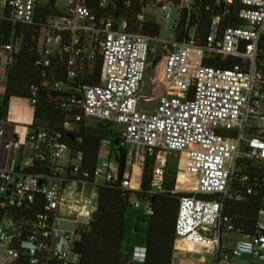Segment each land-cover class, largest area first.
Returning <instances> with one entry per match:
<instances>
[{
	"label": "built area",
	"instance_id": "obj_1",
	"mask_svg": "<svg viewBox=\"0 0 264 264\" xmlns=\"http://www.w3.org/2000/svg\"><path fill=\"white\" fill-rule=\"evenodd\" d=\"M119 1L65 0L60 15L35 23L40 0H0V39L5 27L11 28L8 43L0 45L5 73L23 39L16 29L38 25V64L52 73L53 61L64 62L62 79L54 88L62 91L75 85L66 101L80 110L57 133L34 127L32 117L19 132H10L11 139L1 145L5 152L19 155L7 158V166L0 167V264H89L75 252V245L80 240L78 230L97 210L98 188L118 184L123 197L142 193L145 158L152 155L146 193L191 194L177 202L171 264H264L262 210L253 236L240 238L232 247L222 245V237L233 231L223 215L225 201L242 202L252 194L250 187L230 193L237 162H264V75L256 67L264 37V0H238L236 17L241 25L221 28L220 17H214L202 43L187 25L179 28L180 41L172 37L161 43L159 57L151 62L156 100L152 112L139 111L138 99L157 39L143 36L136 26L147 19V8H158L169 19L172 9L178 17L192 0H180L177 7L169 0H155L143 12L119 16L117 21L91 9L97 5L115 10ZM231 3L214 0L216 7ZM124 5L131 7L129 0ZM228 58L240 62L227 69L207 65ZM36 92L31 87L32 98L25 99L32 108ZM103 121L121 126L127 154L122 177H118V165L108 146L100 147L90 174L80 172L81 154L71 159L65 146L66 134L80 133ZM8 122L6 118L0 124V138L8 133ZM66 152L75 163L60 168L57 162ZM169 156L177 158V168L191 178L189 188L178 178L172 188L167 186ZM39 163H46V173L34 172ZM247 180L246 176L239 178ZM141 202L129 199L135 210ZM152 212L146 205L144 214ZM146 255L145 246H133L130 264H143Z\"/></svg>",
	"mask_w": 264,
	"mask_h": 264
},
{
	"label": "trees",
	"instance_id": "obj_2",
	"mask_svg": "<svg viewBox=\"0 0 264 264\" xmlns=\"http://www.w3.org/2000/svg\"><path fill=\"white\" fill-rule=\"evenodd\" d=\"M57 0H48L38 3L35 11V23L45 20L48 16L60 15ZM128 1V0H127ZM126 0L116 4V9L110 7L103 10L97 5L91 6L97 15H106L109 19L117 21L119 16L126 17L143 12L155 0H129L131 7H126ZM173 6H179L180 0H169ZM239 8L238 0L229 5L214 6V0H192L188 9H181L172 25V37L180 41L179 28L187 25L193 30L195 38L202 43L210 22L214 17H220V27L239 26L236 12ZM176 24V25H175ZM136 29L150 40L158 39L160 26L151 19H146L136 26ZM11 32L10 26L5 27L4 38L1 43H8ZM16 34L22 33L23 39L18 54L13 63L7 68L5 90L0 100V124L8 114V104L12 98H32L31 87H36L33 105L34 127L48 130L51 133L60 131L62 123L78 114L80 110L71 106L66 100L69 94L76 89L75 85H68L62 91H57L54 84L62 79L64 62L53 61L49 69L38 64L40 56L39 26L16 29ZM240 60L228 58L216 59L207 63L210 66L230 68ZM98 61H95L94 70L98 71ZM256 67L264 75V37L258 46ZM264 92V88H263ZM66 104V108L61 105ZM64 143L71 159L74 154H81L79 163L80 172L92 173L97 164L99 149L106 145L110 154L118 165V177H122L126 162V149L122 142L120 131L114 128L112 122H97L91 124L85 131L76 134H66ZM154 155L146 156L143 166V192L122 196L118 184H109L98 188L97 210L88 223L78 230L80 240L75 245V252L82 261L89 264H130L132 247L138 242L147 250L146 260L143 264H171L172 244L174 239V222L177 202L180 197L191 194L150 196L146 193L148 180L154 164ZM33 172V170H31ZM34 172L46 173V163H39ZM172 173L167 171V175ZM246 176V182L239 178ZM168 177V176H167ZM166 177V178H167ZM181 177V176H180ZM179 182L184 183L182 176ZM174 178H167V186L172 188ZM246 187L252 188V194L245 196L242 202L231 199L225 201L223 215L233 225V233L240 238L251 237L255 234L256 222L259 212L264 207V162L258 160H244L237 162L230 184V193L244 192ZM216 200V196H200ZM130 198H138L152 209L151 215L136 214L131 237L125 236V218ZM2 213L0 212V220Z\"/></svg>",
	"mask_w": 264,
	"mask_h": 264
},
{
	"label": "rangeland",
	"instance_id": "obj_3",
	"mask_svg": "<svg viewBox=\"0 0 264 264\" xmlns=\"http://www.w3.org/2000/svg\"><path fill=\"white\" fill-rule=\"evenodd\" d=\"M41 2H44L46 0H40ZM56 5L59 8H64L66 6L65 0H57ZM145 17L148 19L153 20L160 26V34L158 36V39L154 44H152V51L149 55V60H153L155 57H159V52H160V44L167 42L172 39V25L174 22L177 20V12L172 9L171 10V17L169 19H165L162 13L158 8H147L144 12ZM149 61V62H152ZM154 70L153 67L150 66L146 68L143 76V80L141 82V87H140V92H139V103H138V110L143 111V112H152L154 111L155 105H156V100L152 98V87H153V82H154ZM2 97V96H1ZM0 97V100H1ZM150 99V100H148ZM114 128L117 130H121V126L114 124ZM74 164V161L69 160V154L66 152L64 154V157L59 159L57 162V165L60 168H65L68 166V164ZM178 161L177 158L173 156L168 157V167L167 171L171 170L172 173H175L174 176L172 174H168L167 178H179L180 176L185 177V184L187 188L192 183V180L189 176L185 175L184 172L180 171L178 168ZM180 177V178H181ZM190 183V184H189ZM146 210V205L145 203L141 202L140 208L138 210H135L133 208L128 209L126 213V218H125V236L126 237H131V233L134 227V222H135V216L136 214H144ZM240 237L233 233H227L225 236L222 237V245L227 246V247H232L233 244L239 240ZM135 245H139L138 242L135 243Z\"/></svg>",
	"mask_w": 264,
	"mask_h": 264
},
{
	"label": "crops",
	"instance_id": "obj_4",
	"mask_svg": "<svg viewBox=\"0 0 264 264\" xmlns=\"http://www.w3.org/2000/svg\"><path fill=\"white\" fill-rule=\"evenodd\" d=\"M152 60V59H151ZM151 60H148L151 61ZM150 66H151V62ZM149 66V67H150ZM5 81H6V73H5V58L4 54L0 53V97L3 95L5 90ZM155 97V92L152 87V98ZM33 117V108L30 104L27 103L25 99L21 98H12L8 104V114L7 119H10V122L5 124V129L8 133L0 138V167L4 168L7 166V158H17L19 153L12 151L10 153L5 152L1 149V145L4 142H7L11 139V133L19 132L24 126L28 125Z\"/></svg>",
	"mask_w": 264,
	"mask_h": 264
},
{
	"label": "water",
	"instance_id": "obj_5",
	"mask_svg": "<svg viewBox=\"0 0 264 264\" xmlns=\"http://www.w3.org/2000/svg\"><path fill=\"white\" fill-rule=\"evenodd\" d=\"M150 66V63L148 62L147 63V68ZM262 210V212H264V207L261 209Z\"/></svg>",
	"mask_w": 264,
	"mask_h": 264
},
{
	"label": "bare ground",
	"instance_id": "obj_6",
	"mask_svg": "<svg viewBox=\"0 0 264 264\" xmlns=\"http://www.w3.org/2000/svg\"><path fill=\"white\" fill-rule=\"evenodd\" d=\"M190 184V183H189ZM183 264H189V263H187V262H183Z\"/></svg>",
	"mask_w": 264,
	"mask_h": 264
}]
</instances>
